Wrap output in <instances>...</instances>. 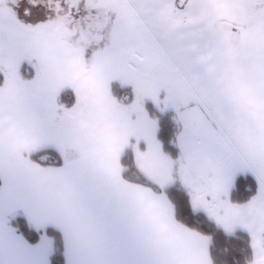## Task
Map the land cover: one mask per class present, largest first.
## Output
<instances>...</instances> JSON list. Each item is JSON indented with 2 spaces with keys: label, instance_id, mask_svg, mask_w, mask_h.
Returning a JSON list of instances; mask_svg holds the SVG:
<instances>
[{
  "label": "snow or ice",
  "instance_id": "obj_1",
  "mask_svg": "<svg viewBox=\"0 0 264 264\" xmlns=\"http://www.w3.org/2000/svg\"><path fill=\"white\" fill-rule=\"evenodd\" d=\"M0 264H264V0H0Z\"/></svg>",
  "mask_w": 264,
  "mask_h": 264
}]
</instances>
